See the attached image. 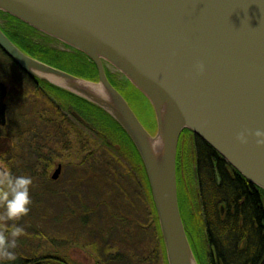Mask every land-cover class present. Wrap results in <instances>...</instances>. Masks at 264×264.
<instances>
[{"label": "water", "instance_id": "95a60500", "mask_svg": "<svg viewBox=\"0 0 264 264\" xmlns=\"http://www.w3.org/2000/svg\"><path fill=\"white\" fill-rule=\"evenodd\" d=\"M0 10L96 64L97 81L78 77L28 55L0 28V47L27 73L119 123L144 163L168 264H198L178 203V143L191 130L264 189V147L254 135L264 130V0H0ZM105 62L149 101L154 133L109 81ZM5 95L0 82V125Z\"/></svg>", "mask_w": 264, "mask_h": 264}, {"label": "trees", "instance_id": "16d2710c", "mask_svg": "<svg viewBox=\"0 0 264 264\" xmlns=\"http://www.w3.org/2000/svg\"><path fill=\"white\" fill-rule=\"evenodd\" d=\"M6 15L9 16V21H6L8 29H2L5 34L25 53L69 73L92 80L98 79L97 66L87 55L67 45H64L65 47L61 49L50 41L54 40L58 42L56 39L43 34L12 15ZM0 52L5 58L4 62L0 61L1 66L13 65L20 71L24 72V70L20 69L18 64L1 49V47ZM1 69L3 70L5 68ZM14 80L16 81L17 78ZM28 80L30 88L34 87L40 91H45V93H42V101L46 103L47 106V108H42L39 104V107H33L32 111L35 113V119L33 120V123L29 125V142L32 145V148H35L34 152L37 154V158L48 165L49 162L56 158L55 154H58V152L62 153V158H65L67 153L70 155L73 151H76L77 155H82L89 151L88 149H85L86 146L89 147L90 143L95 144L90 136L87 138L82 134L77 135L76 138H71V136L66 135L64 131L58 132L57 128L52 125L55 124L54 122L57 120L56 114L61 110H67V101L75 100V103L77 101L84 102V104H87L90 107L89 110L92 112L93 127H95V130L98 132L97 134H94V138L96 139L97 137L100 140H104V142L111 140V146H113V144L119 146V149L114 148L118 155L116 159L120 160V162L122 161L121 158L127 161V167H125L126 170H128L130 175L134 176L133 180L137 184L136 187L138 188L139 193H142V196L149 201V205L147 204V207L149 206V209L147 210V218L150 220V223L148 222L150 227L144 228L149 230L147 241L144 242L146 243L147 249L144 253L142 252V254H140V258L137 257L138 254L135 252L132 253V256L131 253H120L119 251L118 253H114L113 245L105 243L110 255H108V259L104 260V255L102 252H99L100 255L97 254L99 263L103 264V261L104 264L109 262L112 263L116 260L119 262V259H121L122 264H148L150 260H153V255H160V250L162 249L165 264H167L166 251H164V241L156 215V208L144 163L136 147L123 128L108 113L97 105L78 96L62 91L47 82L37 80L30 75L28 76ZM42 113H50L48 116L44 115L43 118L52 121V123L35 122V120L41 119L40 115ZM43 125L47 126L43 127ZM185 132L193 134L191 130L185 129L181 137ZM181 137L179 141L180 143ZM75 139H77V150H73L72 145ZM197 139L199 145L197 148L198 166L204 168L206 174L204 176H201L200 174L199 182L193 179L192 167L195 165V160L191 157L192 148H188L187 165L191 175L190 179L192 180V185L189 187L186 182L183 181V183H181L177 180L179 207L182 217L184 216L183 223L186 233L191 240L192 238L189 236V233L190 231H194L196 234L195 241L197 245L203 243L202 231L203 219L205 218L204 215H206L212 223H214L215 220L216 225H218L220 221L218 219L219 213L217 203L219 200H225L230 207L236 208V220L234 221L235 227L238 229V233H240L239 230H243V232L248 231L250 243H248L249 250L247 253L238 249V243H235V246H232L229 250L225 252L223 251V253L220 252L221 259L224 264H246V262H244L245 256L254 255L256 257H261L264 249V189L255 186L246 179L241 173L234 169L218 151L199 136ZM85 141L87 142L85 143ZM90 156L91 155H86L83 156V158L84 160H89ZM217 176L220 178V186H218L219 183H216L215 180L217 179ZM202 206L205 207L204 210L202 209ZM120 218L119 215L115 214H112L109 217L108 230L101 231L99 235L100 240L103 242L110 241L122 244L126 242V244H129L128 242L136 241V239L132 238L128 233L127 235L126 233L121 235L122 229L126 223ZM230 223L234 224L233 220H230ZM115 232H117L119 236L113 239L112 234ZM132 239L133 241H131ZM102 241L99 243H102ZM95 243L98 242L96 241ZM105 246L102 250L105 249ZM99 247L100 245L98 246V249ZM16 257L17 259L14 262L8 261L3 262V264H54L56 255L49 253L46 255ZM256 263L257 260L255 264ZM211 264L215 263L213 262Z\"/></svg>", "mask_w": 264, "mask_h": 264}, {"label": "rangeland", "instance_id": "374dc122", "mask_svg": "<svg viewBox=\"0 0 264 264\" xmlns=\"http://www.w3.org/2000/svg\"><path fill=\"white\" fill-rule=\"evenodd\" d=\"M0 26L8 29L6 21L1 18ZM50 41L55 46L64 48L61 43L54 40ZM4 59L0 52V61L4 62ZM4 72L6 71L0 67V80L12 88L13 108L11 111L13 112V119L21 118V114L27 111L28 106L29 112L32 113L30 114L29 125L32 124L35 118V113L32 111L33 107H39L40 104L42 108H47L46 103L42 101L41 91L34 87L30 88V85H23V81H15L16 75L22 73L18 68L13 70L12 75L15 77L13 82L7 79ZM61 130L63 131V126H61ZM79 131L78 128H75V134L71 135V138H76L77 135L82 134L88 138L87 133ZM41 133L43 134L42 131ZM90 137L95 144L90 143L89 147L86 146L85 149L89 150L86 154L77 155L76 151H73L70 155L67 153L65 158H61L71 161L72 163L68 164L72 169L68 170L65 175H62L56 183L49 187L53 194L51 193L49 196L47 194V197L43 198L41 194L36 192L39 191L38 184L32 183L30 186L31 204L26 215L9 220L4 216L3 210L0 215V222L8 227L22 229L20 236L16 238L15 247L11 249L16 256L28 257L50 253L63 257L70 264H98L97 254L102 252V248L106 245L100 240L99 235L101 231L108 230L109 217L112 214L119 215L120 219L126 223L121 235L128 233L136 239L135 242H128L129 244H126L127 242L123 244L109 242L114 247V253L119 251L120 253H131L132 256V253L135 252L140 258V254L147 249L144 242L147 241L149 230L144 228L150 226V220L147 218L148 209L143 198L138 195L139 190L133 180L134 176L130 175L125 168L127 161L121 158L122 161L120 162L116 159L118 155L114 146H118L117 144L108 148L107 142L104 140L97 137L96 140L93 134ZM76 140L72 143L73 150L78 148ZM0 143L2 146L6 141H1L0 138ZM34 149L31 144H28L24 151H19L20 160L30 165V162L37 158ZM192 149L194 150V146ZM10 150V147H0V158L5 160L11 156ZM86 155H91L88 160L89 163L80 164V162L85 161L83 156ZM191 157L193 156L191 155ZM91 177L93 180L95 178L92 182L88 180ZM91 210L95 212L92 221H88L87 224L82 223L81 220L86 219ZM118 236L117 232L112 234L113 239ZM24 240L28 243H21ZM96 241L98 243H95ZM100 241L102 243H99ZM199 244L204 246L203 243ZM200 252L202 255L205 254L203 250ZM200 259L205 264V259L202 256ZM3 262L8 261L4 260ZM156 262L153 263L150 260L148 264H158Z\"/></svg>", "mask_w": 264, "mask_h": 264}, {"label": "flooded vegetation", "instance_id": "af4514ba", "mask_svg": "<svg viewBox=\"0 0 264 264\" xmlns=\"http://www.w3.org/2000/svg\"><path fill=\"white\" fill-rule=\"evenodd\" d=\"M9 16H7L4 13L0 12V18L4 19L5 21H9ZM2 27V26H1ZM19 66V65H18ZM109 65L106 64L105 62V70H106V74L109 78V80L112 82L113 85H115V87H119L118 85L116 86V84L118 83L116 80V73L113 72L109 67ZM1 68H5L4 70H6L5 75L7 77V79H10V81L14 79V75L13 74V70H15V68L13 65H6V66H0ZM20 69H22L19 66ZM12 72V73H11ZM25 73V74H24ZM30 74L27 73L25 70L24 72H20L19 75H16L17 80L16 81H23L22 84L27 86L29 85V80H28V76ZM31 76V75H30ZM22 78V80H21ZM116 80V81H115ZM0 82H3L0 80ZM5 83V82H3ZM124 84V86H121V93L123 94V96L125 97V99L128 101V103L130 104V106L132 107V109L134 110V112L137 114L138 118L141 120V122L144 124V126L147 128V130H149L151 133H154L155 128H156V118H155V113L153 110V107L151 106V104L149 103V101L143 96V94L138 91L135 87H133V85L129 84L127 85V83H121ZM6 85V95L4 98V102L6 103V114H5V118H6V123L4 125H0V138L1 141H6L5 144H2L3 147L5 146V148L10 147V154L11 156L5 158V160H3V158H0V174L3 173H8L10 175L13 176H18V175H25V176H29L32 178L33 183L34 184H38V189L39 191H36L37 194H41V196H43V198L51 195V193L53 194V191H51L49 189V187H51L52 184L56 183L62 175H65L67 173L68 170H71V166L68 163H72L69 160H62V153L58 152V154L56 153V158L54 160H52L51 162H49V164L47 165L44 161L36 158L34 159V161L30 162V165L26 162H22L23 160H20V155H19V151H24L25 148L28 145L29 142V135H28V131H29V118H30V113L29 112V108L27 106V111H25L23 114H21V118H14L13 119V112L11 111L13 108V93H12V88L9 84L5 83ZM66 92V91H65ZM45 93L44 90H41V94ZM69 93V92H67ZM28 95V93H26ZM71 94V93H70ZM68 103V108L66 111L61 110L59 113H57V120L54 122V125L57 128V131L60 132L61 130V126H63V131L66 135H73L75 134V128H78L80 131L79 132H83V133H87L89 136L90 135H94L97 134V130H95L96 128L93 127V118H92V112L89 110L90 107L87 104H84V102H79L77 101L75 103V100L72 101H67ZM74 103V104H73ZM73 110H76L84 119V121L79 120L74 114H73ZM50 113H42L40 115L41 119L40 120H35V122L37 123H52V121L50 120H46L43 118L44 115H49ZM35 119V118H34ZM47 125H43V127H45ZM51 126V125H50ZM89 132V133H88ZM197 135L190 134L185 132L183 134V136L181 137V143L179 142L178 144V149H177V156H176V173H177V180H179L181 183L186 182L187 185L190 187L192 185V180L190 179L191 175L189 172V168L187 165V161H188V148H192L194 146V150L192 149V159L195 160V165L192 167L193 170V179L197 182H199L200 179V174L201 176H204L206 174V171L204 170V168H200V166H198V152H197V148H198V139H197ZM1 144V143H0ZM111 141L108 140L107 141V147L110 148ZM192 146V147H191ZM115 149H118V146H114ZM85 163H89L88 160H85L83 162H80V164H85ZM26 164V165H25ZM61 165V171H60V175L58 179H53L52 175L53 172L57 169V167ZM90 168V167H89ZM146 170V169H145ZM147 174V172H146ZM148 178V176H147ZM88 180H90L91 182L95 180H93V177H91V179L88 178ZM216 183H220V178L217 176ZM189 181V182H188ZM48 194V195H47ZM47 195V196H46ZM140 197L142 196L141 193L138 194ZM71 196V194H70ZM190 196V194H189ZM141 198H143L144 203L147 205L149 203V201L144 198V196H142ZM149 205V204H148ZM225 206H229L230 211H232V216H231V220L234 221L236 220V208L234 207H230L229 204H225ZM147 209H149V206L147 207ZM202 209L204 210L205 207L202 206ZM3 205H0V215L3 213ZM95 211V209H94ZM92 212V210L89 212V215L86 219H82V223L87 224L88 221H92V218L95 214V212ZM156 211V215H157V210ZM225 211V210H224ZM218 213H219V221L221 220L220 215L224 214L222 213L221 210V206L218 205ZM205 218L203 219V231H202V236H203V244L204 246H198L200 244L197 245L196 243V234L194 231H190L189 236H191V240L190 243L192 245L193 251L195 252V254L198 255L199 251L203 250L204 251V255L205 257L208 259L209 262L213 263L214 262H220L222 264V261L219 259V254L218 251L221 252V250L218 248L217 242L219 241L221 243V240H219V225H216V221L214 220V223L211 222V220L209 218L206 217V215H204ZM158 218V215H157ZM183 221H184V216L182 217ZM209 219V220H208ZM233 229L236 231V227H235V223L231 224ZM150 226H147L145 228H149ZM12 226H7L6 224H2V222H0V231H6V230H11ZM240 234L243 238L246 237V232H243V230H239ZM227 229L224 230L223 235H225L224 233H227ZM110 241H104V243H109ZM21 243H28L26 240L21 241ZM236 243H238V249L245 251L246 253L248 252L249 248L248 246L245 247L244 246V239L241 241H236ZM235 246V245H233ZM102 254L103 259H108L110 255V252L108 251V248L105 246V249L102 250ZM98 259V257H97ZM152 261L153 263L157 262L158 264H165V258H164V253L163 250H160V255L156 256L153 255L152 257ZM257 260L256 264H263L264 262V249H263V253L261 257H256L254 255H247L244 257V262H246V264H255ZM121 259L116 260L115 262L113 261L112 263H106V264H122L121 263ZM99 262V261H98ZM118 262V263H116ZM54 264H70L66 259H64L61 256H56L55 260H54ZM100 264V263H98ZM104 264V261H103ZM124 264V263H123ZM168 264V263H167Z\"/></svg>", "mask_w": 264, "mask_h": 264}, {"label": "clouds", "instance_id": "9594fccd", "mask_svg": "<svg viewBox=\"0 0 264 264\" xmlns=\"http://www.w3.org/2000/svg\"><path fill=\"white\" fill-rule=\"evenodd\" d=\"M200 73L205 71V65H197ZM248 135L241 132L237 139L241 144L248 143ZM256 144L258 147H264V130H256ZM33 180L29 176H13L8 173L0 174V205H3L4 216L9 220H14L29 212L31 204L30 186ZM22 229L13 227L11 230L0 231V264L4 260L14 262L17 257L11 250L16 245V238L20 236Z\"/></svg>", "mask_w": 264, "mask_h": 264}, {"label": "bare ground", "instance_id": "6f19581e", "mask_svg": "<svg viewBox=\"0 0 264 264\" xmlns=\"http://www.w3.org/2000/svg\"><path fill=\"white\" fill-rule=\"evenodd\" d=\"M28 144H30V143L28 142ZM220 185L221 184L219 183L218 186H220ZM255 186H257V185H255ZM257 187H259V186H257ZM220 199H222V198H220ZM217 204L219 206H221L222 213L225 212L224 214H221L220 215L221 220H220V223L218 224L219 225V228L221 227L219 229V240H221V243L219 241L217 242L218 248L223 253V251L225 252V251L229 250V248H231L236 243V241L238 242V241H241L243 239H244V243H245L244 246L247 247L249 245L248 243H250L249 237H248V231H246V237L243 238L240 234H238V229H236V231L235 230H232L233 227L231 226V223H230L231 216H232V211H230L229 206H227V207L225 206V204H228V203L225 200H222V201L219 200V202ZM179 209H180V207H179ZM180 214H181V217H182L181 211H180ZM183 225H184V223H183ZM184 228H185V226H184ZM226 229H227L228 232L227 233H224L225 235L222 236L224 230H226ZM187 238H188V235H187ZM188 240H189V238H188ZM189 244H190V246L192 248V245L190 243V240H189ZM192 250H193V248H192ZM164 251H166L165 244H164ZM193 253H194V256H195L196 261H197L198 264H203L202 259H200L201 256H202V258L205 259V264H211V262H209L208 259L205 257V255H202L200 251H199L198 255L195 254L194 251H193ZM218 254H219L218 255L219 256V259L222 261L221 255H220V252L219 251H218ZM166 258H167V255H166ZM167 262H168V260H167ZM214 263L215 264H220L219 261L218 262H214ZM222 264H224L223 261H222Z\"/></svg>", "mask_w": 264, "mask_h": 264}]
</instances>
